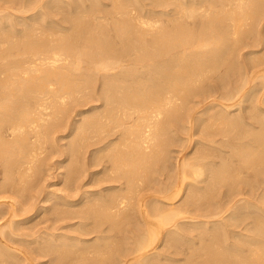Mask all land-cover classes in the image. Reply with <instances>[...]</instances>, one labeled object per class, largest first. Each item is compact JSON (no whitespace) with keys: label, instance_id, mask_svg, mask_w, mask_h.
Segmentation results:
<instances>
[{"label":"bare ground","instance_id":"bare-ground-1","mask_svg":"<svg viewBox=\"0 0 264 264\" xmlns=\"http://www.w3.org/2000/svg\"><path fill=\"white\" fill-rule=\"evenodd\" d=\"M59 1L0 0L1 189H34L48 164L40 155L63 128L81 129L67 172L72 183L99 164L90 172L105 180L96 179L103 184L96 190L77 180L62 193L38 189L0 207V264H41L36 252L59 262L64 251L77 254L67 264H180L175 240L186 237L191 253L177 252L193 257L181 264H264V66L244 63L241 46L248 25L263 19L264 0H150L156 9L146 0H113L115 9L132 4L136 12L111 18L109 27L104 12H92L103 0H69L67 9ZM57 14L61 35L49 28ZM18 18L28 27L39 20L25 36ZM234 120L220 142L215 126ZM180 129L186 147L201 144L199 154L171 166L167 150L177 141L168 133ZM225 146L237 153L224 159ZM41 211L50 220L77 217L68 228L80 234L60 233L52 220L43 230L27 228ZM91 232L96 240L84 236ZM71 238L77 245L63 246ZM171 240L175 251L162 252Z\"/></svg>","mask_w":264,"mask_h":264},{"label":"rangeland","instance_id":"rangeland-1","mask_svg":"<svg viewBox=\"0 0 264 264\" xmlns=\"http://www.w3.org/2000/svg\"><path fill=\"white\" fill-rule=\"evenodd\" d=\"M71 2V1H69V0H64V3H63V1H59V2H61L60 4H64L63 6H62V8H60V9H64L65 7V9H67V7H69V8H73L74 6H71L70 7V5L69 6H67V4H68V2ZM104 1V3H106L105 5H103L104 3L103 2H97L98 4H95L94 6H96L93 10H92V12H95V10H96V13H97V11L98 10H100V14L101 13H103V14H101V20L102 19H105V21L104 20H102L103 22L102 23H104V24H107V26L108 25H110L111 26V22H112V20H111V18L113 19V21L115 20L114 18H115V16H121V15H123V14H126L127 16H129L131 13L130 12H132V13H135L136 12V7L134 6V5H129V6H127V7H125V8H121V10L119 11L118 10V8H116L117 9V11H116V13L114 12L116 9L114 8V1L113 0H103ZM126 1V0H125ZM145 0H142V2H144ZM87 2H90V0H87ZM150 3V0H146L145 2H144V4H146L147 5V3ZM18 3H19V1H18ZM18 3H16V7H20L19 6V4ZM103 3V4H102ZM149 3H148V7L147 6H145L146 8H149V7H156V6H152V4H151V6H149ZM11 4V3H10ZM13 4V3H12ZM109 4V5H108ZM113 4V5H112ZM104 6H105V8H104ZM112 8V10L113 9H115L114 11H112L111 10V8ZM64 7V8H63ZM132 7V8H131ZM100 8V9H99ZM107 8V10L105 11L104 9H106ZM126 8H128V10L129 11H127L126 10ZM160 9V8H163V7H161V6H157V9ZM131 9V10H130ZM156 9V8H155ZM158 9V10H159ZM31 10V9H30ZM30 10H28V11H30ZM102 10V11H101ZM114 13H111V11ZM128 12H126V11ZM25 12V13H29V12ZM32 11V10H31ZM34 11V10H33ZM110 11V12H109ZM134 11V12H133ZM91 12V13H92ZM30 13H33V12H30ZM99 14V13H98ZM99 14V15H100ZM105 14V16H107L106 18L103 16ZM110 14H112V15H110ZM116 14V15H115ZM126 15H123V16H126ZM102 16H103V18H102ZM109 16H112V17H110L109 18ZM114 16V17H113ZM197 16H200V15H197ZM196 16V20L197 21H199L198 20V17ZM54 17H56V18H54L55 19V22H53L50 26H49V28L52 30H54V33L59 29V19H60V16L57 14V15H54ZM59 18V19H58ZM163 18H164V20H166V16L164 15L163 16ZM201 17H199V19H200ZM205 18H207L206 16H205ZM217 18V17H216ZM58 19V20H57ZM4 21H6L7 19H3ZM24 21V19H20V18H18L17 19V22L18 23H22L21 25L22 26H24L23 28H25V27H27L28 29H24L25 30V36H27V34H29V30H32L33 31V29H31V28H33L35 25H36V23H37V21L39 20V18H38V20L37 19H32V20H30L29 19V21H30V26L31 27H28L25 23V21H24V23L23 22H21V21ZM37 20V21H36ZM109 21H110V24H108L109 23ZM167 21V20H166ZM165 21V22H166ZM1 23H2V21H1ZM58 23V24H57ZM63 23V22H62ZM113 23V26H115V24H114V22H112ZM260 23V24H259ZM258 24H256V26H250L249 27V25H248V28L252 31L251 33H249L247 36L248 37H246V38H244L243 37V39L242 40H247V41H250V43L251 42H256V43H252V44H249V42H247L246 41V43L245 44H249L250 45V47H248V46H246V45H244V43L243 42H245V40L244 41H242L241 43V46H242V52L245 54H242L244 57H246V59L245 58H242V60H243V62L244 63H247V64H249L250 66L251 65H256V67L258 68V67H263L264 66V37H263V35H264V17H263V19L261 20V22H259ZM192 25V24H191ZM190 25V26H191ZM258 25V26H257ZM33 26V27H32ZM109 27V26H108ZM247 27V26H246ZM258 27V28H257ZM30 28V29H29ZM255 28V30H253ZM257 29L259 30V34H258V32H257ZM32 31L30 32V33H32ZM60 31V32H59ZM256 31V32H255ZM263 34H262V33ZM62 33H64V31H61V30H58L55 34H59V35H61ZM254 34H255V36H254ZM257 34H258V36H257ZM31 35V34H30ZM251 35H253L252 36V38L250 37ZM260 35V36H259ZM2 35H0V37H1ZM249 37H250V39H249ZM257 37H258V39H257ZM261 37H263V39L261 38ZM3 37H1L0 38V41H1V39H2ZM255 38V39H254ZM253 39V40H252ZM3 40V39H2ZM261 40H263V41H261ZM4 41V40H3ZM227 41H229L228 39H227ZM263 42V43H262ZM1 43H3V42H1ZM258 43V44H257ZM244 45V46H243ZM256 50V51H251L252 53H251V56H250V50ZM261 50V51H260ZM249 51V52H248ZM246 52V53H245ZM255 55V56H254ZM263 56V57H262ZM259 58V60H257V61H260V62H258L257 63V61H256V59H258ZM260 58H261V60H260ZM247 60H249L250 62H252L251 64H250V62L249 61H247ZM247 61V62H246ZM263 61V62H262ZM258 64H259V66H258ZM254 66H252V67H254ZM259 81V80H258ZM92 103H93V101H89L88 102V104L86 103V105H80V107H78V108H85L86 110H87V108H89L91 105H92ZM86 113V118H84L83 120H82V123L83 122H85L86 120H87V117L90 115V112L89 111H87V112H85ZM85 113H84V115H85ZM76 114H74V118L75 117H77V115L75 116ZM72 117V118H73ZM238 121H236V120H234L233 121V123H231V125H217V126H215V128L214 129H216L217 130V136L216 137H218L219 138V141L221 142L223 139L226 141L227 140V136H228V138H229V133L228 134H225V132L223 131V130H225V129H227V128H229V127H234V126H236V123H237ZM213 128V127H212ZM186 129V128H185ZM185 129H180V130H178L179 131V133H177L178 131H176L175 132V130L174 131H171L170 133H168L169 135L168 136H172L174 139H175V141H177V142H181L182 143V147H181V143L179 142V145H180V147H179V145L177 144V142H174L173 141V139L172 138H170V141H172V142H174L173 144L170 142V144H169V148H168V150H167V152L170 150L171 152H168L169 153V157H170V160H172V161H169L168 160V163H170L171 164V166L173 165L172 164V162H175L176 160L175 159H177V157L178 158H182V157H184V155H185V157H189V155L190 156H193V155H195V154H199L198 153V151L196 152V150H198L199 148V145H201V144H198L197 145V143L196 144H194L195 142L194 141H192V143H191V147L189 146V147H186L187 145V140H185V139H187V138H182L183 137V135H185V136H188V135H186V133H187V131H185ZM67 130V131H66ZM69 130V131H68ZM79 130H81L80 128H78L76 131L78 132ZM76 131H74L75 133L74 134H71V131H70V129L68 128V129H65V128H63V130H59L58 132H56L55 134H54V136H55V142L56 143H54V145H53V142H50V144L48 143L47 144V147H48V149L45 151V152H43L41 155H40V158H45L46 160L45 161H47V165L45 164L44 166H46V168L44 167V169H42V171H41V173H40V177L38 178V181H36L37 183H34V189H32V190H28V189H25V190H21V191H19V192H17L18 194H19V196H17L18 194L17 193H15L16 191H4V190H2L1 189V185H2V181L0 182V207H8L9 205L8 204H10V203H12V202H16L17 201V197H18V199H20L21 198V196H22V200L23 201H28V200H30V195L31 194H33V192L35 193V191H37L38 189H40L41 191H43V192H46V190L48 191V190H50V191H52V190H56L58 193H62L63 192V189L66 187V186H70V185H73L74 184V182H75V180H77L76 178H75V180H74V182L72 183V181H71V179L70 178H68V174H67V172H69V169H71L70 167H72L71 166V160L73 159L74 160V157L72 158V156H73V153H72V148H75V138H76ZM181 131H182V133H184V131H185V133L184 134H182L181 133ZM173 132V133H172ZM197 132V131H196ZM195 132V137H199L200 135H199V133L197 132L196 133ZM219 132V133H218ZM172 133V134H171ZM71 134V135H70ZM225 134V135H224ZM176 137H175V136ZM197 135V136H196ZM71 138H70V137ZM73 136V137H72ZM182 136V137H181ZM184 136V137H185ZM58 137V138H57ZM97 137V136H96ZM57 138V139H56ZM63 138V139H62ZM65 139V140H64ZM182 139H183V142H182ZM223 140V141H224ZM71 142H72V144H71ZM74 142V143H73ZM186 142V144H184ZM58 143V144H57ZM67 144H68V148H67ZM172 144V145H171ZM177 144V145H176ZM193 144V145H192ZM185 145V146H184ZM174 148H173V147ZM196 146V147H195ZM62 147V148H61ZM70 147H71V149H70ZM94 147V145H89L88 146V148L89 149H94L93 148ZM183 147H184V149H183ZM67 148V152L65 151V149ZM180 149V150H178V149ZM181 148H182V150H181ZM230 148V147H229ZM171 149H173V150H171ZM224 149H227V153H225V154H227V156L225 155V157H224V159H228V158H230L231 156H229V154H234L235 155V153H237V151H234L233 153H232V149L230 150V149H228L227 148V146H225L224 147ZM64 150V151H63ZM179 151V152H178ZM188 151V152H187ZM231 152V153H230ZM67 153V154H66ZM88 155L89 154H91V153H89V151H88V153H87ZM189 154V155H188ZM42 155H43V157H42ZM48 155V156H47ZM53 155V156H52ZM57 155V156H56ZM70 155V156H69ZM173 155V156H172ZM177 155V156H176ZM45 156V157H44ZM59 156V157H58ZM71 157V158H70ZM172 157V158H171ZM174 157V158H173ZM228 157V158H227ZM65 159L64 160V163L63 162H60L61 161V159ZM48 159V160H47ZM72 160V165H73V161ZM167 163V164H168ZM59 164H62L61 166H59ZM64 164V165H63ZM49 166V167H48ZM95 166V165H94ZM48 167V168H47ZM59 167V168H58ZM93 167V166H92ZM91 167V169H89V172H88V174H87V171H82L80 174H78V179L79 180H77V182H80V183H85V185H84V187H86L87 189H95L96 190V188L97 189H99V187L101 188V187H103V184H100V186H99V184H98V181L96 180V179H98L99 180V178H100V180H102V182H104V174L102 173V172H99V174L97 173V174H95V173H93V172H90V170L91 171H94V170H97V169H100V167H102V165H100L99 164V166L98 165H96L95 167H93L92 168ZM209 169H207V171H208ZM59 173H61L60 175H59ZM63 173V174H62ZM44 174V175H43ZM87 174V175H86ZM156 174V173H155ZM158 175H156L157 177L159 176V173H157ZM3 174L2 173H0V177L2 176ZM62 175V176H61ZM66 175V176H65ZM42 176H43V178H42ZM162 176V177H161ZM165 177V175L164 174H162V175H160V178L161 179H163L164 177ZM77 177V176H76ZM103 177V178H102ZM156 177V178H157ZM69 180H68V179ZM102 178V179H101ZM157 179H159V178H157ZM40 180V181H39ZM96 181H97V183H96ZM44 183V184H43ZM72 183V184H71ZM38 184H40V185H38ZM62 184V185H61ZM68 184V185H67ZM48 185V186H47ZM93 185H94V187H93ZM96 185V186H95ZM102 185V186H101ZM41 186V187H40ZM37 187V189L35 190V188ZM40 187V188H39ZM62 187V188H61ZM145 188V187H144ZM1 190H2V192H1ZM40 190L39 191H37L36 193L38 194L39 192H40ZM31 191H33L31 194L29 193V192H31ZM3 192H4V194H3ZM3 194V195H2ZM13 195L12 196V198H11V196L10 195ZM25 194H28V195H25ZM16 197H15V196ZM8 197V198H7ZM15 197V198H14ZM11 198V199H10ZM8 199V200H7ZM10 201V202H9ZM51 201L52 202H50V200L49 201H47L46 202V204L47 205H49V204H52L54 201H55V198H52L51 199ZM2 202H3V204H2ZM8 205V206H6V205ZM2 205V206H1ZM5 205V206H4ZM38 216V217H37ZM46 216H47V218H46ZM43 217H45V218H43ZM35 220H34V219ZM50 218H51V216H49V215H47V214H45V212H43V211H41V212H39L37 215H35L34 217H32L31 218V220H29V221H27V222H29V224L28 223H26L25 225H26V227L28 226V227H30L31 226V228L32 229H34V230H37L38 229V227H40V228H42V230L43 229H45V227H50V226H52L53 224L51 223L52 221H53V223H54V226L55 225H57V226H60V228L57 230V231H60V233H66V232H69V234H80L79 233V231H76V233L74 232L76 229V227H71V226H69V228H68V224H71V223H74V222H78L79 221V219L76 217V218H73V219H67V218H65L64 220H62L63 218H61V219H59V220H56L54 217H53V215H52V218L54 219H51L50 220ZM46 219H48V220H46ZM43 220V221H42ZM44 220H45V222H44ZM67 220V221H66ZM72 220V221H71ZM3 222V219H0V222ZM38 221H40L39 223H38ZM49 221H50V223H49ZM64 221V222H63ZM71 222V223H70ZM28 224V225H27ZM44 224H46L45 226H44ZM50 224V226H48ZM52 224V225H51ZM64 225H65V227H64ZM44 226V227H43ZM76 226V225H75ZM199 226L201 227H203V225H197V229L199 230V229H201V228H199ZM25 227V228H26ZM27 227V228H28ZM131 226H126V234H127V236H128V229L130 228ZM205 227H206V225H205ZM205 227H203L202 229H204ZM26 228V231H29L28 229ZM31 228H30V230H31ZM196 229V230H197ZM201 229V230H202ZM70 230V231H69ZM73 230V231H72ZM31 231H33V230H31ZM30 231V232H31ZM194 231V232H193ZM196 231H195V229L194 230H192V233L190 234V236H193V235H195V234H193V233H195ZM131 234V233H130ZM193 234V235H192ZM197 234H199V232L197 231V233H196V235ZM205 235V234H204ZM85 237H87V238H91V240L93 241V240H96L97 238H96V236H97V233H95V232H91V233H87L86 235H84ZM130 236V235H129ZM93 238V239H92ZM128 238V237H127ZM127 238H126V240H127ZM198 238V237H197ZM196 237H195V239H196V241L199 239H197ZM188 239V237H186V238H184V239H182L181 240V238H177V240H175V241H178L179 243V246L180 247H177L176 245H177V242H176V245H174V241L173 240H171V243H172V246H173V248H174V250H173V248L171 247V249L170 248H168L167 246V248L165 249V248H161V245H162V247H164V245H163V243H161V245L159 246L160 248L159 249H161V251L162 252H164L165 250H167L168 252H170L171 251V254L175 251V248H176V251H175V254H172V256L173 255H176V256H174V257H176V258H178V260L179 261H181L180 262V264L181 263H183V261H185V259H186V261H188V259H190L191 257H193V256H191L190 258L188 257V256H186V257H184L183 258V255L185 256V255H189V253H191V249H192V247H194L195 246V244H194V246H193V244H191L190 242H189V240H187ZM44 240H45V238H44ZM74 241V239H69V240H67V241H64V243H65V245L63 244V246H68L69 244L68 243H70V241ZM188 241V243H190V245H191V247H190V245H187L188 243H186L187 241ZM71 241V243H70V245H73V246H75V245H77V243L74 241V242H72ZM186 241V242H185ZM199 241V240H198ZM183 242V243H182ZM74 243V244H73ZM169 243V242H168ZM184 244V246L182 245V244ZM66 244H68V245H66ZM169 245V244H168ZM182 245V246H181ZM185 245H187L186 246V248H185V251L186 250H191V251H187L188 252V254H187V252H186V254H184V253H182V251L184 250L183 248L185 247ZM62 246V248H64ZM181 247H183L182 248V250L180 249ZM181 252H180V251ZM173 251V252H172ZM177 251H179L181 254H183V255H180V253L178 254V252ZM62 253V252H61ZM67 252L66 251H64V253L63 254H65L64 256L62 255V257L64 258V261H63V258L61 259L60 258V260H58L59 262H61V260H62V262L60 263V264H64L65 262H66V264L68 263V262H70L71 260H69V259H72L74 256H76L77 254L75 253V255H74V253H70V254H72V255H69V254H66ZM33 254V256L38 260V261H40L41 262V264H59V262H57V261H55L54 260V258H53V256H51L52 254H44V253H32ZM37 255L38 256H40V257H38L37 258ZM67 255V256H66ZM68 255L70 256V257H68ZM74 255V256H73ZM179 255V256H178ZM2 256H4V255H2ZM1 255H0V257H2ZM73 256V257H72ZM65 257H67V259H65ZM72 257V258H71ZM180 257V258H179ZM45 258V259H44ZM40 259V260H39ZM159 259V262H161V261H163L162 259H161V257H158L157 259H156V261ZM182 259H184V260H182ZM8 260V262H6V264H15V260H11V259H7ZM10 260V261H9ZM185 261V262H186ZM73 264H80V263H73ZM81 264H83V263H81Z\"/></svg>","mask_w":264,"mask_h":264}]
</instances>
